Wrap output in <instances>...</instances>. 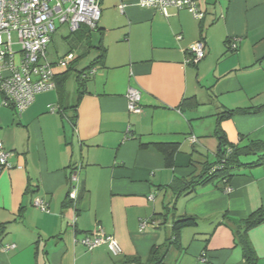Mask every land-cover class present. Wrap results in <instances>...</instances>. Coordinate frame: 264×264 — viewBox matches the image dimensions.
Wrapping results in <instances>:
<instances>
[{"label": "crops", "instance_id": "obj_1", "mask_svg": "<svg viewBox=\"0 0 264 264\" xmlns=\"http://www.w3.org/2000/svg\"><path fill=\"white\" fill-rule=\"evenodd\" d=\"M138 1L101 0L93 46L106 56L81 98L78 71L63 100L56 89L22 113L0 106V142L11 155V168L0 171V264H148L158 246L162 264H246L235 233L264 207V166L236 168L229 182L178 199L169 186L216 160L221 114L264 106V0H196L202 20L187 9L165 17ZM199 40L205 58L186 64ZM130 89L141 94L140 114L128 110ZM221 130L233 145L264 142V110L225 119ZM160 144L175 145L168 160ZM38 197L48 212L35 207ZM187 216L197 225L173 237L175 221ZM97 228L116 238L122 255L81 244ZM247 239L264 264V223Z\"/></svg>", "mask_w": 264, "mask_h": 264}, {"label": "built area", "instance_id": "obj_2", "mask_svg": "<svg viewBox=\"0 0 264 264\" xmlns=\"http://www.w3.org/2000/svg\"><path fill=\"white\" fill-rule=\"evenodd\" d=\"M143 9L157 10L168 17L172 9L189 10L195 19L202 20L204 12L200 11L196 0H139ZM125 4L119 6L125 11ZM101 0H0V95L3 97L0 106L13 107L22 113L35 101L37 95L57 89V70L66 69L74 60L73 53L52 62L48 57V46L52 36L58 30L57 23L68 25L71 34L86 27L96 31L101 20ZM16 34L15 42L13 36ZM18 47L16 49L15 47ZM230 50H236V41H231ZM205 42L199 40L188 50L186 64L196 65L205 56ZM94 73V72H91ZM128 110L140 114L141 94L137 89H130L127 94ZM54 113L55 108H51ZM192 142L197 140L192 137ZM10 154L5 151L0 142V171L11 168ZM70 199L77 201L79 174L75 173ZM232 188H227L231 193ZM37 209L48 212V204L38 197L34 200ZM76 220V219H75ZM147 222L141 223V230ZM89 251L106 246L113 256H120L123 250L114 236L107 235L97 228L80 241ZM16 245L5 247V250L15 249Z\"/></svg>", "mask_w": 264, "mask_h": 264}, {"label": "trees", "instance_id": "obj_3", "mask_svg": "<svg viewBox=\"0 0 264 264\" xmlns=\"http://www.w3.org/2000/svg\"><path fill=\"white\" fill-rule=\"evenodd\" d=\"M96 32H100V30H98L97 28L96 31H91L90 29L83 27L81 28L80 31L72 34L74 35L73 38L74 44L72 48L75 47L86 50L94 48L97 49L99 53V57L96 58L93 62H91V64L87 67L86 70H81L77 74L76 81L78 83V89H79L78 98H81L83 94L89 74L93 71V69L97 64H101L104 62L106 56V51L101 46V44H99L98 46H93V34ZM79 59H80L79 57L75 56L72 63L67 67V70L61 75L57 76L56 79L57 91L59 93L61 100L64 99L66 83L72 73L71 71L76 69V64L78 63ZM263 110H264V106L256 110L239 109V110L226 111L223 114H221V116L217 119V127L215 131V137H217L218 140V151L216 153V160L214 162H209L208 160H206L205 163L202 164L203 168L199 174L191 175L189 178L175 179L173 183L169 186V188L175 194L176 199L185 195H190L197 188L205 186L207 184H212L218 181L229 182L233 176V171L236 168L239 167L254 168V167L264 166V142L250 141L245 146L233 145L226 140V136L223 134L221 130V122L225 119H229L230 117L236 114H256ZM72 121H75V117L72 118ZM158 148L167 160L170 158L171 152L175 151L174 149L175 145L172 144H160ZM248 157H257V159L253 162L245 163L244 161ZM263 223H264V207L254 212L248 219L244 220L242 222V225L236 230L235 235L238 240V243L242 247L246 264H257L258 261V257L255 254L252 245L247 239V233L249 232V230ZM196 225H197V220L193 216L181 217L175 221L172 235L173 237L177 238L178 234L183 229L188 227H194ZM164 256L165 255H164L163 246L154 247L151 251L148 264H162L164 260Z\"/></svg>", "mask_w": 264, "mask_h": 264}, {"label": "rangeland", "instance_id": "obj_4", "mask_svg": "<svg viewBox=\"0 0 264 264\" xmlns=\"http://www.w3.org/2000/svg\"><path fill=\"white\" fill-rule=\"evenodd\" d=\"M58 30L56 33L52 36V41L48 46L47 52L48 57L50 61L57 60L58 58L64 57L68 53L72 52L76 57H79V61L76 64V69L72 70L70 79L68 82V89L70 91L75 90L76 88V82L75 77L78 71H81L85 69L96 57L97 52L94 49H82V48H72L73 46V38L74 35H72L68 29V25H62L60 26L57 23ZM98 34L93 35V45H97L99 41ZM15 42L17 40L16 34L13 36ZM18 49V47H15ZM85 52V54H84ZM67 69V68H66ZM257 157H248L246 158V162H252L255 161Z\"/></svg>", "mask_w": 264, "mask_h": 264}]
</instances>
